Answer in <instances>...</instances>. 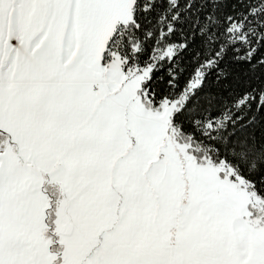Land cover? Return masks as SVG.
<instances>
[{
  "label": "snow or ice",
  "instance_id": "obj_1",
  "mask_svg": "<svg viewBox=\"0 0 264 264\" xmlns=\"http://www.w3.org/2000/svg\"><path fill=\"white\" fill-rule=\"evenodd\" d=\"M0 264H264V0H0Z\"/></svg>",
  "mask_w": 264,
  "mask_h": 264
}]
</instances>
